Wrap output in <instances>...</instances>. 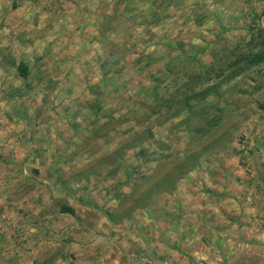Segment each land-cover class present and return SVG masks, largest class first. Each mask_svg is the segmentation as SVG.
Returning <instances> with one entry per match:
<instances>
[{
	"label": "rangeland",
	"instance_id": "1",
	"mask_svg": "<svg viewBox=\"0 0 264 264\" xmlns=\"http://www.w3.org/2000/svg\"><path fill=\"white\" fill-rule=\"evenodd\" d=\"M29 1L30 12L3 16L19 18L26 28L0 27V118L22 119L20 131L28 118L24 134L32 148L47 146L49 157L56 153L55 168L30 170L29 176L57 194L47 203L58 217L49 218L44 230L43 223L34 224L38 219H29L34 235L17 233L16 244L30 240L41 248L30 263L29 251L20 260L76 264L72 249L82 235L69 224L81 231L93 218L100 228L103 217L115 223L123 249L126 234L135 241L139 227L162 224L163 218H150L163 205L178 213L187 203L192 212L195 201L212 191L232 205L222 209L234 218L218 240L224 264H264V62L220 81L201 100L207 106L195 107L200 116L186 119L184 108L165 117L153 98L155 90L157 98L172 90L186 70L206 67L214 53L230 58L231 49L264 42V0H239L232 7L225 0L224 10L221 0ZM251 32L255 39L248 42ZM12 33L30 38L23 49ZM19 60L27 66L24 78ZM182 158L188 162L180 173L175 162ZM167 173L171 184L142 193ZM68 199L78 209L74 217L59 212Z\"/></svg>",
	"mask_w": 264,
	"mask_h": 264
},
{
	"label": "crops",
	"instance_id": "2",
	"mask_svg": "<svg viewBox=\"0 0 264 264\" xmlns=\"http://www.w3.org/2000/svg\"><path fill=\"white\" fill-rule=\"evenodd\" d=\"M7 1L9 5L6 4ZM224 1L221 0L219 2V7L223 10L229 6L228 2ZM238 1L231 0V7L233 3L236 5ZM33 7L32 2L29 0H0V18L5 16L6 13L30 12L34 9ZM18 20L20 21L19 18L14 20L3 17L0 20V27L6 26L13 29L20 27V25L21 27H27L26 23L23 24ZM21 21L25 22L24 20ZM10 34L9 32V36ZM12 37L13 41L17 39L13 33ZM29 40L30 38L17 39L22 49ZM0 42H4L3 37H0ZM22 53L21 55H24L25 50ZM25 120H28V118H23L25 128H23V131H20L22 119L16 121L10 117L0 118V121L4 123V125H0V264H26L24 260H20L19 258V254L25 251L32 253L28 258L30 259V263L36 251L41 248V245H31L29 244L30 240L22 242V246L17 245L15 235L21 232H27L30 236L34 235L31 232L33 226L29 219H38L36 223H33L37 225V228H40L41 223H43L44 230V224L49 226V218L53 220L54 217H58L55 212L49 213L52 206L47 203L48 196L52 197L57 194H53L51 190L47 192L44 189L46 187L45 182H38L29 176L30 170L43 171L45 173V171L49 172V170L55 168L57 164L51 159L56 156V153H52L51 157H49L47 154L50 150L46 148V144V147L43 146V148L39 145L37 149L32 148L31 136L29 137L28 134H24L26 126H28L26 122L24 123ZM15 123L19 125L17 126ZM31 156H33L34 161L32 160L33 162L29 163L26 160ZM28 165H33L37 170L36 168H29ZM26 169H28V173L22 175L21 172L26 171ZM211 192L207 191L205 197L200 199L199 202L195 201L198 208L195 206L192 212L187 209V203H185V210L182 209L184 208L182 206L178 213L172 212L167 206L163 205V210L153 212L152 215L154 216L150 218L153 222L156 218H163L162 224L159 226L155 224L151 228L139 227L138 231L141 232H136L135 241H131L129 234H126L128 238L126 243L129 244H127L128 246L124 244L123 249L115 240V235L119 233L114 232L115 223L111 225V222L103 217L101 220L104 226L100 228L94 222V218L92 219L90 214L87 213V218L92 220H89L81 231H78V227L74 229L73 226L76 225V222L72 221L69 224L75 230L73 232L74 235H82L81 242L73 246L72 249L73 254L77 255L75 263L224 264L221 257L222 248L218 240L221 235H227L228 231L225 232L223 227L228 226V221L234 220V218H230L226 210L223 211L222 209H225L223 208L224 205L229 208L232 205L221 203V195L218 196ZM53 197V199H56L57 196ZM191 205H194L193 202ZM66 206L71 208V212H67V210L58 211L74 217L73 212H77V207H75L70 199H68ZM53 210L55 211V209ZM227 211L232 212L233 210L228 209ZM91 213L94 216V213ZM80 215L84 216L82 213ZM222 216L226 218L227 222H222ZM55 223L58 224V222ZM229 227H232V225L229 224ZM62 231L63 228H61V235ZM26 246L29 248L25 250L24 247ZM231 255L229 254V258ZM240 260L238 259V262Z\"/></svg>",
	"mask_w": 264,
	"mask_h": 264
},
{
	"label": "trees",
	"instance_id": "3",
	"mask_svg": "<svg viewBox=\"0 0 264 264\" xmlns=\"http://www.w3.org/2000/svg\"><path fill=\"white\" fill-rule=\"evenodd\" d=\"M254 39V34L251 32L248 42H252ZM255 45H258V42H255ZM229 54L230 58L227 57V59L224 55L216 57L214 53L212 62L206 67L186 70L183 73L182 79L172 84V90L167 91L163 97L157 98L156 94L158 90H155L153 95L155 100L154 103L159 104V107H163V116L170 117L176 115L184 108L187 110L186 119L200 116L195 107L200 105L202 109V105L203 107L207 106L200 103L201 100H203L207 94L216 90L220 81H227L244 69L264 62V42L262 40L257 47L254 48V45H252L246 51H235V49H231ZM16 67L18 68L19 75L23 78L26 77L27 66L22 60L17 62ZM223 68H225V73L221 75ZM212 75H217L218 81L208 82ZM190 156H193V154H190ZM186 162H188L187 158H182L175 162L179 166L177 170L180 171V173H182ZM168 182L169 184L173 182V180L169 178V173L162 174L161 178H154L153 182L145 187L142 193L145 192L146 194L153 189L166 188L167 184L165 183ZM142 196L143 194L140 197L142 198ZM60 207L63 210L71 211V208L66 205H61Z\"/></svg>",
	"mask_w": 264,
	"mask_h": 264
},
{
	"label": "water",
	"instance_id": "4",
	"mask_svg": "<svg viewBox=\"0 0 264 264\" xmlns=\"http://www.w3.org/2000/svg\"><path fill=\"white\" fill-rule=\"evenodd\" d=\"M261 19H262V21L264 23V13L261 15Z\"/></svg>",
	"mask_w": 264,
	"mask_h": 264
}]
</instances>
